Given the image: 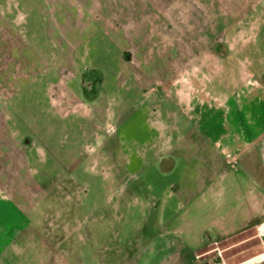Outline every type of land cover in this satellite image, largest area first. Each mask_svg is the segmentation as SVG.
I'll return each instance as SVG.
<instances>
[{"label":"rangeland","instance_id":"1","mask_svg":"<svg viewBox=\"0 0 264 264\" xmlns=\"http://www.w3.org/2000/svg\"><path fill=\"white\" fill-rule=\"evenodd\" d=\"M182 4L205 9V40L217 15L231 24L221 29L228 57L207 56L206 46L198 66H188L198 77L176 85L264 84V0H0V146L12 135L14 152L11 167L2 163L12 180L8 202L0 201V264L198 263L195 249L177 242L163 249L157 239L149 247L182 214L180 202L194 197L192 161L171 175L147 172L138 187L136 140L145 139L146 115L134 93L116 106L117 88L133 80L127 74H141L145 86L170 82L175 51L165 55L163 42L173 15L186 20L172 11ZM103 88L102 118L91 105ZM22 150L27 158L17 156ZM172 183L180 185L175 197L166 195ZM17 227L22 233L10 239ZM254 236L222 243L210 257L264 264Z\"/></svg>","mask_w":264,"mask_h":264},{"label":"crops","instance_id":"2","mask_svg":"<svg viewBox=\"0 0 264 264\" xmlns=\"http://www.w3.org/2000/svg\"><path fill=\"white\" fill-rule=\"evenodd\" d=\"M198 10L190 9L186 4L172 9L174 14H187V17L182 22L181 17L173 15L171 20L177 21H170L165 30L167 40L163 43L168 49L164 53L166 55L169 50L175 51V56L168 60L171 62V71L174 72L170 75V82L158 79L162 84L145 86L144 81L142 85L141 74L137 73L135 77L127 74L128 79L133 80H126L131 84L129 87L124 82L117 88L116 95L120 98L116 106L121 108L126 94L134 93L138 106L136 109L144 108L146 115L144 124L147 133L143 134L145 139L143 142L136 140L138 187L145 184L142 176L147 172L171 175L182 162L189 166V159L192 161L191 167H195L194 197L184 204L180 202L182 214L171 220L155 236V243H150L149 247L157 248L154 246L157 239L161 240L160 248L163 249L177 242L182 248L195 249L196 264H219L210 254L219 250L222 243L236 245L235 243L244 242L240 239L247 233H253V236L255 234L254 237L259 239L264 249V238L257 233L259 223L264 222V84L176 85L183 81L182 78L198 77L199 71L189 69V63L198 66L205 57L206 46L212 39L222 37L221 29L231 24L229 20L222 23L221 16L217 15L215 27L209 29L210 37L205 40L201 34L205 29L201 21L205 9H200V12ZM188 14L192 17L188 18ZM150 36L149 39L153 37ZM141 44L140 42L139 45L142 46ZM156 44H160V41ZM147 55H150L149 51ZM147 55H144V65L148 61ZM209 55L216 58L207 53ZM193 71L196 74L193 75ZM125 73V69L118 71L119 81ZM223 77L226 78V75ZM105 80L102 76L101 83ZM98 94L91 106L93 111L96 110L94 114L103 118L108 115L107 107L103 105L107 92L104 89L102 94ZM6 137L8 139L5 141L10 143L9 146H0V175L3 174L0 177L1 202H8V182L12 180V169L8 171L5 167L7 163L4 166L2 163L3 160H8L11 167L14 155L13 136ZM16 154L20 158H27L26 150ZM106 158L108 162V157ZM125 164L130 165L131 161ZM188 166H185V172L188 171ZM109 168L117 177L113 166ZM178 190L180 185L172 183L166 195L175 197ZM0 230V234L4 236L2 223ZM22 231L17 227L16 233L9 238L14 239ZM12 241L6 246L12 245ZM200 254L204 256L199 257ZM263 255L264 251H261L260 257Z\"/></svg>","mask_w":264,"mask_h":264},{"label":"flooded vegetation","instance_id":"3","mask_svg":"<svg viewBox=\"0 0 264 264\" xmlns=\"http://www.w3.org/2000/svg\"><path fill=\"white\" fill-rule=\"evenodd\" d=\"M209 49L212 50V54L217 60H224L228 57L226 53V46L224 45V40L221 37H216L210 41L208 45ZM218 82H221L218 80Z\"/></svg>","mask_w":264,"mask_h":264},{"label":"built area","instance_id":"4","mask_svg":"<svg viewBox=\"0 0 264 264\" xmlns=\"http://www.w3.org/2000/svg\"><path fill=\"white\" fill-rule=\"evenodd\" d=\"M257 233L261 238H264V222L259 223Z\"/></svg>","mask_w":264,"mask_h":264}]
</instances>
